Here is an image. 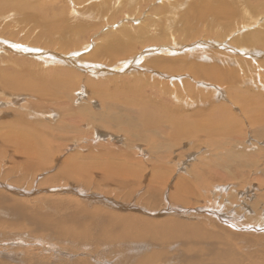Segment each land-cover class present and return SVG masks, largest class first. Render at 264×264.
<instances>
[{"label":"rangeland","instance_id":"1","mask_svg":"<svg viewBox=\"0 0 264 264\" xmlns=\"http://www.w3.org/2000/svg\"><path fill=\"white\" fill-rule=\"evenodd\" d=\"M219 1H0V122L10 125L0 126V203L5 204L0 206V264H222L217 256L220 250H229L223 258L236 253L239 258L235 259L241 260L236 264H252L255 260L264 264V233L252 234L254 230H248L239 242L233 232L216 230L204 217L209 210L203 211L201 203L195 206L194 199L190 198L189 204H179L170 196L157 200L155 196L165 189L158 182L159 171L172 176L166 196L176 193L181 177L188 185L196 186L201 195H218L220 202L234 205L246 189L242 190L240 182H234L233 189L220 194L217 187L226 183L196 171L219 164L229 152L251 155L264 149V142L249 135L244 120L247 118L255 131L249 112L258 111L257 116H264V42L257 44L253 39V47L243 39L258 31L264 36V0H224L228 5L222 10L218 9ZM56 53L59 58L55 60L60 61L51 63L49 55ZM63 57L68 62H63ZM82 59H94L102 72L94 75L86 71L87 67L82 66L87 63ZM67 70L81 77L68 80L64 75ZM163 71L176 76L169 80L175 83L178 79L177 88L184 83L181 90L187 91L186 102L196 103L182 107L209 112L220 103L230 106L232 101L236 105L237 108L229 107L233 123H226L224 129L231 137L229 146L213 145L209 125L200 123L192 125L195 134H188L173 149V156L164 159L165 147L155 146L152 132L146 137L153 140L142 141L141 147L131 144L132 133L118 131L116 127L99 126L101 132L95 138V130L86 119L106 111L107 96L121 102L125 118H132L136 109L150 108L158 102L152 96L154 91L169 87L155 83V77L168 82L159 76ZM196 74L205 82L221 86L224 93L211 96L207 89L212 88L196 83ZM112 80L113 87L108 86ZM10 83H16L20 89L10 88ZM187 83L195 88L194 96ZM240 92L251 97H243ZM234 94L241 95L238 102ZM173 97L169 99L179 101L177 95ZM132 104H136L134 110L129 109ZM78 111L82 113L79 115ZM153 131L158 132L157 126ZM104 132L120 138L105 136ZM16 133L28 140L27 145L50 146L58 154L39 161L41 156L30 154L28 147L19 145ZM114 149L117 150L112 152ZM127 153L144 162L148 170L145 177H110L102 169L98 174L71 177L70 165L74 163L82 166L91 156L129 158ZM218 173L226 174L222 170ZM256 185L245 197L249 215L264 214V181L261 179ZM112 186L116 191L109 190ZM83 197L91 198L89 207L87 200L83 204ZM106 200L113 201V208L103 205ZM14 203L24 208L23 217L11 218L5 212ZM93 205L123 217L131 212L135 216L145 214L152 220L157 219L155 214L159 210L174 214L177 208H183L180 221L199 224L203 218L206 222L200 228L205 226L209 237L195 239L193 232L187 231L160 240L145 229L137 239L95 235L94 240L81 244L68 237L73 232L69 226L75 225L68 216L71 212L78 214L76 223L86 226L82 217L94 209ZM222 211L229 213L232 209ZM48 213L65 218L64 223L69 226H63L59 232L51 220V229L44 227L41 220ZM117 225L128 229L121 223ZM225 239L233 245H227ZM129 243L141 244L135 257L122 246Z\"/></svg>","mask_w":264,"mask_h":264},{"label":"bare ground","instance_id":"2","mask_svg":"<svg viewBox=\"0 0 264 264\" xmlns=\"http://www.w3.org/2000/svg\"><path fill=\"white\" fill-rule=\"evenodd\" d=\"M0 1H6V0H0ZM226 5H228L227 1L220 0L218 9L220 10L225 9ZM121 33L123 34L124 32ZM253 34H255L256 36H254ZM243 39L245 42L249 41L250 42L249 44H252L253 47L254 45H256L253 39L256 40L255 42L257 44H263L264 42V36L263 34H261L260 31H258V34H256L255 32H253L252 34H248ZM252 50L253 49H251V54H252ZM37 53H41V52H37ZM49 57L52 59L51 60L50 58L47 57L51 63H56L57 60H58L57 63L60 61L59 59L55 60V58L57 57L59 58V54L55 56L49 55ZM65 59L66 58L63 57V60ZM70 59L73 60L72 57ZM88 60L85 59L83 60L84 63L85 62L87 63V66L84 65L82 66V68L87 67L86 71H91L93 74L99 71L102 72L101 68H98L97 64L93 61L94 59L93 60L91 59V61ZM76 61L77 63H80V61L79 62L78 60ZM63 62H68V61L65 60ZM88 63H93V64L88 66ZM64 75L68 77V80H74L76 76V74L74 76L73 72L69 70L64 71ZM172 75L173 74L169 72H164V71L159 72V76L163 79L164 78L168 79L167 80L168 82L163 81L159 78L157 79L155 77L154 78V80H156L155 83L164 86L167 85L169 87H166L163 91L160 90L154 91L152 96L154 99L155 97L159 99L158 102L156 104L154 103V105H152V107L150 108L143 106L136 109L135 111H133L134 117L132 118H128V119L125 118L121 110V106H120L121 102L117 103L116 100L112 99L111 96H107L104 100L106 101L105 102L107 108L106 111L101 113L99 116L92 115L90 119H86V123H89V126L90 127L92 126V128L95 130V134H96L95 138H98V134L101 132L99 126H102L107 129H112V128L114 129L116 127L118 131L128 130V132L132 133L133 135V138L130 137V142L133 146L141 147L142 141H150L153 140V138L156 140L155 146H160L162 144L165 147L164 149L165 156L162 157L164 159V158L172 157L173 149L176 146H179L182 143V141L188 137V134L189 135L195 134V130L191 128V126L196 123H200V124L209 125L210 127L209 136L211 138L213 145L229 146L231 142V137L229 136L228 131H225L224 129L226 123L228 125H231L233 123V117H231L232 113L229 107L233 105L234 108H237L236 105L232 101H230V106L224 103H220L219 105L213 106L209 112L195 110L186 106L182 107L184 104L189 105L196 103L195 101L193 102L192 99L191 101L193 103L191 102L188 103L185 101V97H187V91L181 90V85H183L184 83L180 81V83L182 84L179 85L177 88L176 82L178 81V79L175 83L174 81L169 80V78H176V76H172ZM197 76L198 74H196L195 78L193 77L196 83H200L202 85L206 83L208 84V86L212 88V89L210 88L207 89L208 93L211 96H214L213 93H215L216 95L224 93V90L222 89L221 86L217 85L214 82L213 83L205 82L204 80L199 79ZM79 77L76 76V79L77 78L79 79ZM86 77L88 79L91 78L90 75H87ZM86 77L84 76V78ZM111 78L112 77H109L108 81H111L110 80ZM88 79H86V82L89 81ZM113 83L114 81L112 80V82L108 83L107 85L108 86L111 85L113 87L112 85ZM8 86L12 89H20V87L16 83H10L8 84ZM187 89L189 93L194 96L195 92L194 94H192V92L193 90H195V88L191 86L189 83H187ZM240 94L246 98L251 97L250 95L243 92H240ZM174 95H177L179 97L178 102L173 101V99L172 100L169 99L171 96L173 97ZM241 95L239 94L233 95L235 98L238 99V100L236 99L235 102L239 101ZM173 98H177V97H173ZM231 98L233 99L232 95ZM193 99L195 100V98ZM135 107L136 104H132L129 109L134 110ZM257 112L258 111L249 112L253 118V125L255 126V131L252 129V126L251 124H249L247 118L244 117V120H246L249 135L254 137L257 142H264V140L261 141L258 138V136L264 137V116H257ZM81 113L82 111H78L79 115ZM8 125L9 124L0 122V126H8ZM156 126L158 132L153 131L155 130ZM150 132H152L151 136L153 138L146 137L147 134ZM240 132H241V137L244 138L245 133H243L242 129H240ZM103 134H105V136L110 135L112 136V138H116V139L120 138V136H118L117 134H112L108 132L106 133L104 132ZM181 134H185L186 136L181 137ZM16 140H19L20 146L28 147L27 149L30 150V154H37L41 156L42 159H39V161H47L51 156H53L54 158L58 154V152L52 150L50 146L39 147V145H37V147H34L27 145L28 140L24 139L19 133H16ZM116 150L117 149L111 151L115 152ZM127 154L129 155V158L115 157V156H108V157L91 156L89 160L86 161L82 166H78L75 163L70 165L71 177H75L74 179H76L81 175H86L88 173L98 174L100 169L106 171V173L110 177L112 176L124 177L128 179H141L145 177L148 173V170L144 162L141 159L136 158L135 157L136 155L134 156L133 153L132 154L127 153ZM72 159L73 158L70 157L71 161ZM179 165L182 166L181 162L179 163ZM218 170L225 171L226 174L220 175L218 173ZM198 171L201 174H207V176L210 178H215L218 179L220 182L226 183L225 186L222 185L217 187L220 194H223L226 190L231 188L234 182H240L241 188L243 187L242 190L244 188L246 189L241 195H239L238 203H234V205L229 206L227 205L228 204L227 202L225 203L220 202V200L218 199V195H209V194H206L205 196L201 195L200 192L195 190L196 186L193 187L188 185L189 182L185 178L179 177V184L176 193L173 195L166 196L165 190L167 186L171 185L170 181L172 176L170 177V175H164L163 172L161 173L158 171L159 173L158 182L160 184V187H165V189L163 192H159L157 193V195H155L157 196L156 200L160 197L169 199L170 196V199L171 198L174 199V201L179 202V204L180 202L184 204H189L190 203L189 199L190 198L194 199L196 201L194 203L195 206L201 203L203 211L209 210L208 212H206L207 215H205L204 217L205 219L213 223L212 225L216 230L228 234L233 232L232 236L234 237V239H236L239 242L244 240L243 237L246 235V232L248 230L251 229L254 230L252 234H254L255 232L264 233V214H254L253 212V215H249L248 214L249 206L245 199L246 193H248L251 189L257 188L256 185L257 181H260L261 179L264 181L263 147L260 148L257 154L253 153L251 155H238L232 152L226 153L223 160L219 164L212 167L203 166L201 169H198L196 172ZM257 173H260V176H256ZM109 190L116 191V187L114 186L109 187ZM80 199L83 201L84 205L86 204V200H87V207H89V205L92 204L91 198L86 199V197H83ZM14 204L15 205H12L14 207L5 209V212L8 213L11 218L23 217L24 208L17 203ZM4 205L5 204H3V202L2 204L0 203L1 207H4ZM103 205L106 206L107 208H111V207L113 208L114 206L112 200H106L105 203L103 202ZM214 206H216L217 208ZM93 207L94 209L90 210V213H86V215L82 217L84 218V222L86 226H81L82 224H79L78 222L76 223V220L79 219V215L73 212H71L72 214L69 213L68 220H73V222L75 221L74 226H72L73 224L71 226H69V224L66 225L64 223V221L66 220L65 218L58 217L51 213H48L47 217L43 218L41 221L44 227H48L51 229L52 225H54L56 227V230L59 232L62 231L63 226H69L70 229L72 227L73 232L71 231V234L68 237L73 240L81 242V244H85L84 242L94 240L95 235L110 236L113 239H122V238L137 239V237L145 229L155 233L160 240L167 238V236L184 234L187 231L193 232L192 237L195 239L201 238L200 240H204L205 238L209 237L206 227L204 226L203 230L200 228L202 223L206 222V220L205 221L202 220L203 218H201L199 224L185 223L180 221L181 216L184 213L183 208L182 210L177 208V210L174 211V214L173 212L170 211L164 212L165 209L161 211L159 210L158 213L155 214L157 219L152 220L148 217H144L145 214L142 215L139 213V215L135 216L136 213H134L135 215L133 214L131 215L130 212V214L127 215V217L125 215L123 217L122 214L121 216L117 213L103 211L100 205H93ZM224 208L232 209V212L229 211V213H225L226 211H222V209ZM51 220H53L54 223L52 225H49L52 223ZM117 223H121L128 229L122 230L120 227H118ZM214 224H219L224 229H220L217 225ZM227 228L235 229V231L228 230ZM212 236L217 237L218 235H212ZM227 241L228 239H225L224 241L227 245L232 244V243H228ZM134 242H137V240H135ZM140 245L141 244L137 245V243H129L122 246L124 248L129 249L130 252H132L131 256L135 257V250H139ZM88 248L89 247H87V249ZM228 251L229 250L218 251L217 256L220 258L219 263L236 264L241 262V260L235 259V258H239V256L236 253H231L230 254L231 256L223 258L224 255L228 253ZM208 255H212V254L208 253ZM245 255L246 253H243V256ZM128 263L130 262L128 261ZM252 264H260V262L255 260L252 262Z\"/></svg>","mask_w":264,"mask_h":264}]
</instances>
